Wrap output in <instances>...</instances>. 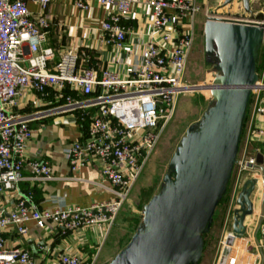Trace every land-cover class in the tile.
I'll return each instance as SVG.
<instances>
[{
    "label": "built area",
    "instance_id": "obj_1",
    "mask_svg": "<svg viewBox=\"0 0 264 264\" xmlns=\"http://www.w3.org/2000/svg\"><path fill=\"white\" fill-rule=\"evenodd\" d=\"M54 1L57 0H0V264H36L28 249L7 245L3 231L11 225L19 236L28 232L30 221L39 228L52 224L66 232L85 227L108 231L171 118L177 96L189 91L183 77L194 39L192 19L200 11L197 0H147L158 38L147 43L140 63L132 66L126 78L107 64L83 63L81 52L76 50H67L49 63L52 48L41 45L49 35L51 17L47 9ZM69 1L84 9L92 0ZM96 1L109 9L99 26L101 40L120 49L128 32L122 22L123 14L139 0ZM28 2L39 6L38 19L33 17ZM187 18L191 20L186 21ZM24 90L33 91L42 105L31 111L19 110L18 100ZM144 98L150 100L152 108L141 123L138 115L131 116L127 124L113 112L112 103L119 99L139 103ZM249 102L250 110H246L249 125L244 135L241 133L230 176L231 179L234 174L229 207L247 173L258 178L254 189H262L260 172L255 168L256 154L250 147L253 136L264 137V126L253 125L256 117L264 113V63ZM55 114H72L79 125H86L83 138L74 140L68 148L70 169L74 171L95 161L100 174L111 185V199L88 206L47 209L38 206L31 192L21 190L19 183L24 178L25 166L32 179H54L46 161L27 159L25 153L32 138L30 123ZM5 191L14 192L16 197L10 207H4L1 200ZM263 197L262 191L260 201L257 200L263 205L257 228L260 238L254 246L262 252ZM229 236L226 258L217 264H257L254 260H239L234 249L236 236L234 233ZM54 261V264H92L82 254L67 251H61Z\"/></svg>",
    "mask_w": 264,
    "mask_h": 264
},
{
    "label": "crops",
    "instance_id": "obj_2",
    "mask_svg": "<svg viewBox=\"0 0 264 264\" xmlns=\"http://www.w3.org/2000/svg\"><path fill=\"white\" fill-rule=\"evenodd\" d=\"M200 2L204 3L205 7L208 5V0H200ZM27 6L35 19L41 16L36 3L28 2ZM108 11V8L96 0L90 1L88 7L84 9L75 6L69 0L52 2L47 9L51 17L48 28L49 35L45 43L41 45V47L47 45L52 48L49 63L52 64L60 54L67 50H76L81 52L83 63L100 66L107 64L122 78L128 77L132 66L140 63L147 43L158 38V32L152 26L151 9L147 0H139L134 2L123 14L122 22L128 30L123 46L119 49L106 44L101 40L99 26ZM208 11L209 8L205 12ZM197 14L198 12L192 19L194 34ZM190 20L191 18L186 19V21ZM257 60L261 69L264 63V50L261 47L258 50ZM51 99L53 98L49 100ZM250 104L251 102L248 104L247 112L250 110ZM39 105L42 103L37 95L33 91L24 90L17 106L24 112L31 111ZM43 106L39 109H42ZM151 108L148 98L142 99L139 103H136L134 99H119L112 103L113 112L127 124L130 123L133 115H138V121L141 123L147 119ZM248 125L247 113L243 122L242 135L246 132ZM253 125L264 126V113L256 117ZM30 127L32 138L26 147V158L46 161L51 167L54 179H32L25 166L23 168L24 178L19 186L22 191L32 193L33 199L40 208L88 206L93 202L105 201L113 197L110 190L111 185L100 174L95 161L86 163L74 171L70 169L68 148L74 140L83 138L86 127L84 123L79 125L72 114H55L32 121ZM251 148V152L256 155L257 153L263 155L264 166V137L253 136ZM260 176L263 189L261 173ZM240 191L241 187L231 207L227 206L225 214V223L230 233H233L234 210L239 208L237 198ZM254 191L256 190L253 189L250 194L252 212L247 214L243 220L245 230L241 237L235 235V246L237 244L240 247V252L242 251L241 259L254 260L257 264H264V250L263 252L258 251L254 247L262 212L261 204H257ZM1 200H3L4 207H10L16 197L14 192L5 191ZM113 225L104 232L87 227L66 232L52 224L45 228H39L30 221L27 223L28 232L25 235H17L14 226L11 225L3 231V236L7 239L9 247L18 246L31 251L36 264H54L56 256L61 251L78 252L87 262L104 264L116 252L117 241L115 245L109 247ZM229 241L226 240V246ZM44 245L45 247H42ZM105 246L106 248H104ZM226 246L223 252L227 251ZM238 252L236 253L238 254ZM50 261L52 262L49 263Z\"/></svg>",
    "mask_w": 264,
    "mask_h": 264
},
{
    "label": "water",
    "instance_id": "obj_3",
    "mask_svg": "<svg viewBox=\"0 0 264 264\" xmlns=\"http://www.w3.org/2000/svg\"><path fill=\"white\" fill-rule=\"evenodd\" d=\"M233 1L223 0L208 11L204 22V52L215 56L218 72L209 85V106L198 122L187 127L159 191L143 206L140 225L108 264H198L200 260L203 235L210 229L236 162L251 90L257 81L258 50L264 40V13L254 9L251 0H241L242 11L232 13L228 6ZM187 89L203 88L189 85ZM256 161L264 193L261 153ZM255 182L248 179L237 198L233 233L238 237L245 230V216L252 212L250 194Z\"/></svg>",
    "mask_w": 264,
    "mask_h": 264
},
{
    "label": "rangeland",
    "instance_id": "obj_4",
    "mask_svg": "<svg viewBox=\"0 0 264 264\" xmlns=\"http://www.w3.org/2000/svg\"><path fill=\"white\" fill-rule=\"evenodd\" d=\"M199 2L200 0L198 3ZM222 2L223 0H208V5L206 7L204 3H199L201 7L200 11L196 15V30L192 49L188 55L183 77L184 83L188 85L212 83L214 77L218 74L214 67L215 57H209L204 52L203 25L207 15H205L206 9L209 8V11L211 9H215ZM251 3L254 9L264 12V0H251ZM228 10L232 13L241 12V0H234L228 6ZM218 11L222 12L223 10L219 9ZM260 47L264 50V42ZM258 64L257 60V73L260 72ZM201 88L203 89L199 91L189 90L177 96L172 116L165 123L164 128L160 132L159 138L149 156V159L144 163L139 177L131 188L129 196L120 209L114 222L112 234L109 238V247L115 245L117 241L116 252H114V254L126 245L142 221V210L144 204H146V201H143L141 198L142 188L151 187L152 195L159 191L162 184V178L167 172L168 162L178 147L181 138L185 135L187 127L190 124L198 122L204 111L209 106L211 95L205 90V87ZM250 150L252 151L251 147ZM252 178L256 179V181L258 179L253 176V173H247L243 179L242 185L248 179ZM233 182L234 174L228 182L227 189L221 203L215 209L209 231L203 235V251L198 264H217L226 258L227 254L226 252H223L222 244L223 242L226 243L225 240H229L230 237L228 227L225 226V214L233 192ZM254 192V196H256V199L259 202L262 196V189L258 188ZM258 202L257 204H259ZM257 238H260L258 231ZM225 243L223 247L226 246ZM104 248H106V246ZM234 249L236 252L239 251V255L236 256L240 260V258H242V251L240 252V247L236 244ZM113 257L114 255H112L111 259ZM110 260L104 264H108Z\"/></svg>",
    "mask_w": 264,
    "mask_h": 264
},
{
    "label": "trees",
    "instance_id": "obj_5",
    "mask_svg": "<svg viewBox=\"0 0 264 264\" xmlns=\"http://www.w3.org/2000/svg\"><path fill=\"white\" fill-rule=\"evenodd\" d=\"M151 191H152L151 187L142 188V190H141V198H142L143 201L147 202L149 200V198L152 196V192ZM223 197H224V195H223ZM223 197H222V199H223ZM222 199L220 200L218 205L221 203Z\"/></svg>",
    "mask_w": 264,
    "mask_h": 264
},
{
    "label": "bare ground",
    "instance_id": "obj_6",
    "mask_svg": "<svg viewBox=\"0 0 264 264\" xmlns=\"http://www.w3.org/2000/svg\"><path fill=\"white\" fill-rule=\"evenodd\" d=\"M211 83H209V84H198V85H200L201 87H205V90L207 91V92H209V94L211 95V90H210V88H209V85H210Z\"/></svg>",
    "mask_w": 264,
    "mask_h": 264
},
{
    "label": "flooded vegetation",
    "instance_id": "obj_7",
    "mask_svg": "<svg viewBox=\"0 0 264 264\" xmlns=\"http://www.w3.org/2000/svg\"><path fill=\"white\" fill-rule=\"evenodd\" d=\"M213 57H215L214 55H212ZM212 56H209V57H212Z\"/></svg>",
    "mask_w": 264,
    "mask_h": 264
}]
</instances>
